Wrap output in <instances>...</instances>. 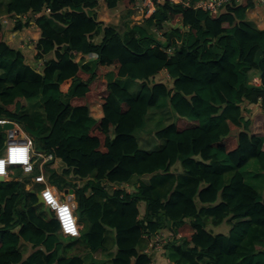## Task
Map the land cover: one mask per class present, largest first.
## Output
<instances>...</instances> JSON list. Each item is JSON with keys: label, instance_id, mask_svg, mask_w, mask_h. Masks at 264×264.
<instances>
[{"label": "trees", "instance_id": "1", "mask_svg": "<svg viewBox=\"0 0 264 264\" xmlns=\"http://www.w3.org/2000/svg\"><path fill=\"white\" fill-rule=\"evenodd\" d=\"M99 1H8L14 15L49 10L35 18L33 56L7 43L0 23V117L20 123L37 149L61 159L58 167L46 163L44 174L57 188L74 190L82 228L70 242L105 250L112 231L115 251L109 261L87 263L62 254L65 236L38 204L39 190L26 189L27 176L0 182V264H147L143 236L160 228L175 234L167 245L173 264H264V29L246 20L254 0H231L215 14L165 1L122 30L91 12ZM103 1L127 14L135 4ZM165 23L177 27L162 40L150 29ZM251 69L259 70L260 85L248 84ZM162 72L168 78L157 80ZM37 97L41 116L25 112ZM92 102L103 117L91 116ZM258 102L261 111L248 117L244 106ZM162 106L174 120L152 133L164 144L144 150L138 132L149 110ZM5 140L0 131V152ZM135 176L133 190L112 188ZM224 221L227 233L208 226Z\"/></svg>", "mask_w": 264, "mask_h": 264}, {"label": "built area", "instance_id": "2", "mask_svg": "<svg viewBox=\"0 0 264 264\" xmlns=\"http://www.w3.org/2000/svg\"><path fill=\"white\" fill-rule=\"evenodd\" d=\"M165 1L178 2L184 8H200L215 14L231 0H135L134 6L131 7L132 12L129 15L130 23H143L155 11L157 5ZM254 2H259L264 5V0H254ZM19 16L27 17L26 14ZM177 21L181 25L180 19ZM153 30L157 32L159 29L154 26ZM174 40L177 45H180V39L174 38ZM174 46H167L165 51L171 54ZM29 55L33 56V54ZM91 57H93L92 53L88 54L86 59H90ZM42 62L43 60L39 59L35 61V64L42 66ZM6 123H12L13 127L5 131L7 138L0 152V176L19 181H23L28 176L30 180L25 184L26 189L33 188V184H41L42 188L38 191L42 198L41 203L50 209L51 214L57 220L59 232L65 237L80 236L82 225L79 223L75 214L77 206L75 203V193L71 194L68 192V194H64L63 191L65 188L59 189L55 185H52L44 174V166L46 163L53 161L54 165L58 167L61 159L50 152L36 151L33 136L21 124L15 120L0 117V124L5 125ZM38 157L41 158L40 161H38ZM18 168L21 170L23 176L14 177V172ZM117 186L127 188L123 183L113 185L112 188ZM174 237L173 230L167 228H160L151 236L144 235L143 238L147 240V243L142 246L141 252L150 257L147 264H164L163 262L165 264H173V261L168 255L167 245L173 242Z\"/></svg>", "mask_w": 264, "mask_h": 264}, {"label": "crops", "instance_id": "3", "mask_svg": "<svg viewBox=\"0 0 264 264\" xmlns=\"http://www.w3.org/2000/svg\"><path fill=\"white\" fill-rule=\"evenodd\" d=\"M8 1L9 0H0V23H1V26L3 27L4 38H5L7 43L14 46L15 48L17 47V48L21 49L22 52L34 54V50L36 48V41L40 35V27L36 24L35 18L40 16V15L46 14L48 12V8L46 7V10H42L40 12L25 13L27 15V17H23V16L11 14L7 11ZM122 7H123V9H122L121 13H111L110 14L108 11L109 9L106 7L105 2L103 0H101V1H99L98 6L91 12L97 13V19L99 21H103L104 23H108V22L112 21V22L119 24V22L121 20H124V21L126 20V22H130L129 15L132 12L131 9H130L131 12L128 14V17H127L126 14H124L125 12L123 13V11L125 9H126V13H127V8L124 9V6H122ZM115 9H113V10H115ZM17 20H19L21 22V24L28 23V25L26 27L18 29L15 26V23ZM246 20L248 22H250L251 24L253 23L258 29H264V5L262 3L255 2L253 7H250L246 10ZM30 29H34L33 32L36 34V37L34 38L33 44H31L27 40L28 37L30 38V33H31ZM162 37H163V35H162ZM98 38H100V36H98ZM29 45H32V46H29ZM29 47H32V48H29ZM49 57H51V54L45 56V59H47ZM94 58H95V55L93 57H91L89 60L91 61ZM1 72H2V70L0 69V73ZM124 81L127 83L128 89L131 92L136 93L139 90L140 84L138 82H132V81H128V80H124ZM247 82L249 85H260L261 76H260L259 70H257V69L249 70ZM39 98L40 97L32 98L28 101V105H27V108L25 110L26 113H29L32 115H34V114L37 115L42 111L41 99H39ZM38 105H39L40 109H38ZM89 109H90L91 116H93L94 118L103 117L104 112H103V109H102V106L100 103L92 102L89 105ZM252 113H254V112L252 111ZM150 114L152 116L151 119H154V121H155V124H156L155 129H157L160 125L169 124L174 120L173 114L170 111L168 106L151 108L148 112L147 117H146L145 126L142 129H140L139 132H141L143 129H146L149 121L151 120V119H149V121L147 123V119H148V116ZM154 130L152 132H154ZM5 135H6V133H5ZM6 138H7V135H6ZM150 138H151V140H148L146 138L144 140V142L141 140L142 141V143H141L140 139L138 137L139 145L142 149L148 150V151H153V150L159 149L164 144V140L156 139L152 134H151ZM144 176L147 177V180L143 178ZM141 178H142V180H144L146 182H148V180H149V176H147V175H143V176H141ZM141 178H139V179H141ZM139 179H137V177L135 176L132 178V180L130 182H125V183H123V185L126 187L130 186L131 188H126V189H128V191H131V190H133V186L137 183V181H139ZM7 180H12V178L6 179L5 181H7ZM208 226L215 233H218V232L227 233L229 228H230V225L227 221H224L218 225L210 224ZM71 239H73V238H71ZM71 239L67 238V237L62 238V240H61V244H62L61 253L62 254H66L68 256L73 255V254H80L81 257L85 260V263L89 262L90 260L99 261V260H96L92 256V253H94L95 251H91L89 248H87L83 243H81L79 241L74 242L72 244L70 242ZM29 249H30V244L27 242H24L23 247H22V251L27 252V251H29ZM83 249H84V252H83ZM105 250H107V249H105ZM111 257L112 256L109 255L108 258L106 257V258H104V260H100V261H105V260L109 261L111 259Z\"/></svg>", "mask_w": 264, "mask_h": 264}, {"label": "rangeland", "instance_id": "4", "mask_svg": "<svg viewBox=\"0 0 264 264\" xmlns=\"http://www.w3.org/2000/svg\"><path fill=\"white\" fill-rule=\"evenodd\" d=\"M123 6V5H122ZM121 5L120 6H118L115 10H108L109 11V13L111 14V13H121V11H122V9H123V7H122ZM124 9H125V7H124ZM125 12V13H124ZM123 13L124 14H126V16L128 17V14L126 13V9L123 11ZM124 20H121L120 22H119V24H117V23H115V22H112V21H110V22H108V23H112V24H116V27L118 28V29H120V30H122L124 27H125V23H126V20L123 22ZM174 27H177V25H175V24H169V23H165L164 24V26H163V28L160 30H157V32H155L153 29H154V27L153 28H151L150 30L152 31V33L157 37V38H159V39H162V40H164V37H162V33L164 32V31H167V30H169V29H171V28H174ZM33 30L34 29H30V38L28 37L27 38V40L31 43V44H33V42H34V38L36 37V34L33 32ZM165 78H168V76L165 74V72H162V74L159 76V77H156V79L158 80V79H165ZM128 81H132V80H128ZM132 82H135V81H132ZM244 108H245V113H247L248 114V117L250 116V117H252V111L255 113V112H259V111H261L260 109H262L261 108V106H260V103L258 102L257 104H252V105H250V104H247V105H245L244 106ZM38 109H40V107H39V105H38ZM170 109V108H169ZM171 111V110H170ZM172 112V111H171ZM42 115V111L39 113V115L38 116H41ZM246 115V114H245ZM151 114L148 116V119H147V123H148V121H149V119H151ZM13 127V124L12 123H6L5 125H1L0 124V131H3L4 133H6L5 131H7V130H9V129H11ZM155 127H156V124H155V121H154V119H151L150 121H149V123H148V125H147V127H146V129H143L141 132H138V134H139V139H140V142L142 143V141L144 142V140L147 138L148 140H151V134L153 133L152 131L155 129ZM142 140V141H141ZM34 145H35V149H36V151H38V152H42V151H40L39 149H37L38 147H40L39 146V142H38V140H34ZM41 160V158L40 157H38V161H40ZM44 168H45V166H44ZM15 175L16 176H23L22 175V172H21V170L20 169H16V172H15ZM144 179H146L147 180V177L146 176H144L143 177ZM142 179V178H141ZM33 188L36 190V191H38V190H40L41 189V186L39 185V184H33ZM66 188H68V187H66ZM127 188H131L130 186H128ZM64 192V194H68L67 192H65V191H63ZM39 205H42V204H39ZM42 208L43 209H45V207H43V205H42ZM78 219V218H77ZM79 221V220H78ZM80 223V222H79ZM81 224V223H80ZM82 225V224H81ZM147 243V240L145 239V238H143V240H142V246L143 245H145ZM22 247H23V245H22ZM105 249H107V250H99V251H95L94 253H92V256L96 259V260H104V258H108V256H109V254H111V253H113L114 251H115V247H114V245H113V232L112 231H109L108 232V237H107V241H106V245H105V247H104ZM103 248V249H104ZM83 252H84V249H83ZM164 264H165V262H163Z\"/></svg>", "mask_w": 264, "mask_h": 264}, {"label": "water", "instance_id": "5", "mask_svg": "<svg viewBox=\"0 0 264 264\" xmlns=\"http://www.w3.org/2000/svg\"><path fill=\"white\" fill-rule=\"evenodd\" d=\"M5 180H6V178L0 176V182H4ZM64 191H65V192H69V193H71V194L74 193L73 188H65ZM36 196H37V199H38L37 202H38V204H40V203L42 202V198H41L40 193L37 192V193H36ZM75 203H76V205H77L76 200H75ZM45 211L51 215V211H50V209H49L48 207H45Z\"/></svg>", "mask_w": 264, "mask_h": 264}, {"label": "bare ground", "instance_id": "6", "mask_svg": "<svg viewBox=\"0 0 264 264\" xmlns=\"http://www.w3.org/2000/svg\"><path fill=\"white\" fill-rule=\"evenodd\" d=\"M68 193V192H67Z\"/></svg>", "mask_w": 264, "mask_h": 264}]
</instances>
